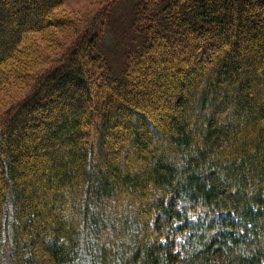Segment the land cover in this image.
Wrapping results in <instances>:
<instances>
[{
	"label": "trees",
	"instance_id": "1",
	"mask_svg": "<svg viewBox=\"0 0 264 264\" xmlns=\"http://www.w3.org/2000/svg\"><path fill=\"white\" fill-rule=\"evenodd\" d=\"M63 2L0 0V83ZM104 3L0 117V264H264V0Z\"/></svg>",
	"mask_w": 264,
	"mask_h": 264
},
{
	"label": "rangeland",
	"instance_id": "2",
	"mask_svg": "<svg viewBox=\"0 0 264 264\" xmlns=\"http://www.w3.org/2000/svg\"><path fill=\"white\" fill-rule=\"evenodd\" d=\"M106 1L108 0H64L62 7L56 11L64 22L57 27L28 34L22 50L8 61L9 66L4 71V82L0 83V117L31 91L35 79L42 70L59 64L58 60H61L68 44L77 37L76 35L85 25V20ZM123 9L126 11L129 8L125 4ZM74 18L79 21H75L77 22L75 24H69L68 21ZM109 43L114 47L115 42L113 40L110 39ZM114 62L119 64V61ZM15 67L17 70L22 68L24 73H15ZM30 67L31 70H28ZM171 76L177 78L176 73H172ZM80 102L82 103V100ZM163 108H166L165 104H163ZM85 135L88 139L93 138L89 133ZM61 152L62 150L59 151V153ZM59 153L56 155H60ZM44 160L47 161V158ZM28 162L31 160L29 159ZM30 170L32 169L28 168L26 172H30Z\"/></svg>",
	"mask_w": 264,
	"mask_h": 264
}]
</instances>
